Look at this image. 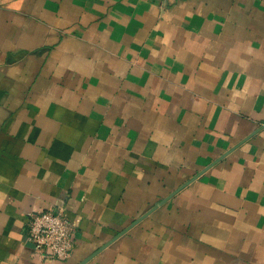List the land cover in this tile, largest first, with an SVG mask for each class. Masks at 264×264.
I'll return each instance as SVG.
<instances>
[{
  "label": "crops",
  "instance_id": "0c3cea01",
  "mask_svg": "<svg viewBox=\"0 0 264 264\" xmlns=\"http://www.w3.org/2000/svg\"><path fill=\"white\" fill-rule=\"evenodd\" d=\"M82 263L264 264V0H0V264Z\"/></svg>",
  "mask_w": 264,
  "mask_h": 264
},
{
  "label": "built area",
  "instance_id": "2783aa9c",
  "mask_svg": "<svg viewBox=\"0 0 264 264\" xmlns=\"http://www.w3.org/2000/svg\"><path fill=\"white\" fill-rule=\"evenodd\" d=\"M75 227L64 211H38L28 214L26 239L44 257L65 260L75 247Z\"/></svg>",
  "mask_w": 264,
  "mask_h": 264
},
{
  "label": "water",
  "instance_id": "95a60500",
  "mask_svg": "<svg viewBox=\"0 0 264 264\" xmlns=\"http://www.w3.org/2000/svg\"><path fill=\"white\" fill-rule=\"evenodd\" d=\"M124 232H125V231H123L122 233H120V235L123 234ZM82 264H83V263H82Z\"/></svg>",
  "mask_w": 264,
  "mask_h": 264
}]
</instances>
